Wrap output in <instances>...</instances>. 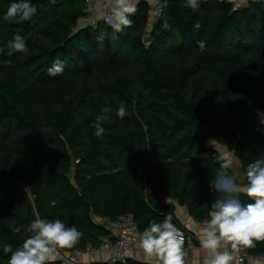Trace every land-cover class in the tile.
<instances>
[{
	"label": "trees",
	"instance_id": "1",
	"mask_svg": "<svg viewBox=\"0 0 264 264\" xmlns=\"http://www.w3.org/2000/svg\"><path fill=\"white\" fill-rule=\"evenodd\" d=\"M12 2L0 0V264L11 255L5 244L15 249L30 235L32 216L83 234L64 254L98 248L110 236L102 222L125 215L141 232L166 216L182 226L166 199L207 220L220 196L210 189L220 166L212 140L247 183L248 164L264 156V0H199L195 11L186 0H160L164 15L150 27L141 2L132 27L103 40L112 32L104 20L79 27L86 0H31L37 11L19 24L3 19ZM15 34L28 52L8 56ZM57 59L64 71L53 77ZM105 107L113 111L97 137L91 125ZM245 248L264 254V240Z\"/></svg>",
	"mask_w": 264,
	"mask_h": 264
},
{
	"label": "clouds",
	"instance_id": "2",
	"mask_svg": "<svg viewBox=\"0 0 264 264\" xmlns=\"http://www.w3.org/2000/svg\"><path fill=\"white\" fill-rule=\"evenodd\" d=\"M104 7L108 10L104 20L112 32L102 33L99 39L103 40L105 35L117 39V33L132 27L130 17L137 11L136 3L134 0H106ZM186 7L197 10L199 0H186ZM36 11L31 0H14L3 19L18 24L28 22ZM200 27L199 22L194 25L195 29ZM197 46L203 52L206 42L198 40ZM6 47L8 56L28 52L27 41L19 34H15ZM3 51L0 48V52ZM63 71V61L59 59L48 69L53 77ZM112 111L110 107H105L102 114L96 117L91 125L95 136H103L105 128L102 124L110 119L108 114ZM128 114L124 103L115 111L121 119ZM257 115L260 124L264 125V112L258 110ZM218 163L220 166L210 181V189L220 196L211 203L209 218L200 236V245L205 253L203 264H232L233 253L240 247H253L254 240H264V156L248 164L247 183L244 185L237 182L236 176L229 174L232 159L227 153L220 155ZM241 194L253 202L242 203ZM27 232L30 235L15 249L11 244L3 246V252L11 254L8 264H52L59 256V249L74 247L83 235L75 226H66L60 219L48 220L39 215L28 226ZM139 247L148 257L154 258L155 264H185L183 233L172 223L171 216H166L162 222H150L139 237Z\"/></svg>",
	"mask_w": 264,
	"mask_h": 264
},
{
	"label": "built area",
	"instance_id": "3",
	"mask_svg": "<svg viewBox=\"0 0 264 264\" xmlns=\"http://www.w3.org/2000/svg\"><path fill=\"white\" fill-rule=\"evenodd\" d=\"M262 1L263 0H236V4L237 6H247L251 3L258 4ZM86 2L88 8L94 6V4L99 2V0H86ZM104 5L105 4H102L100 8L102 20H104V17L106 15H108V10L104 7ZM151 15L154 20H159L160 18H162L164 15V6L160 3L159 6L151 11ZM85 18L87 19L88 25L94 26L96 24L88 9L87 16ZM205 221L206 220L196 222V224L202 229ZM102 223L105 226L106 230L109 232L110 236L108 238L102 239L98 248L90 247L85 252L74 251L70 254H64L60 250H58L59 259L66 264H79L77 260L82 256L102 251L110 256L106 264H125L129 259L128 253L134 248L136 244L139 243V237L142 232L139 230L138 225L130 215L121 216L117 220L112 222L105 220ZM174 225L183 233L185 247L187 244L188 232L183 226H179L178 224ZM233 254L236 256L237 261L240 264L264 261V254L253 256L247 251L245 247H240L239 250H237Z\"/></svg>",
	"mask_w": 264,
	"mask_h": 264
},
{
	"label": "crops",
	"instance_id": "4",
	"mask_svg": "<svg viewBox=\"0 0 264 264\" xmlns=\"http://www.w3.org/2000/svg\"><path fill=\"white\" fill-rule=\"evenodd\" d=\"M136 3V6L144 2L148 5L149 11H150V23L149 27L151 26L154 19L152 18L151 11L155 9L160 4V0H134ZM106 0H99L94 6L88 7V11L90 12V15L94 18L95 22L102 19L100 14V8L102 4H105ZM89 26L87 24V19H82L79 22V27L83 28ZM230 157L232 155L228 153ZM232 164H234L238 170L239 174L236 175V172L232 169L235 176H237V180L240 184L244 185L245 180L243 175L240 171V163L237 159L232 157ZM239 176V177H238ZM172 202L168 199H166V203ZM175 203V202H174ZM176 204V211H175V217L179 221V223L187 230L188 232V238H187V244L184 247V251L186 253L185 255V264H203V259L205 256L204 250L201 248L200 245V236L202 229L196 224V221L193 220L189 214L186 208L180 207L177 203ZM230 248V246H229ZM234 255V254H233ZM129 259L134 260L137 262H140L142 264H155L154 258L148 257L143 250L139 247V243L134 246V248L128 253ZM110 256L102 251L86 254L82 256L80 259H78L79 264H90V263H105L109 260ZM232 264H240L237 261L236 256L234 255V260L232 261ZM246 264H264V261H256V262H249Z\"/></svg>",
	"mask_w": 264,
	"mask_h": 264
},
{
	"label": "water",
	"instance_id": "5",
	"mask_svg": "<svg viewBox=\"0 0 264 264\" xmlns=\"http://www.w3.org/2000/svg\"><path fill=\"white\" fill-rule=\"evenodd\" d=\"M211 147H213V149L217 152V154L220 156L222 154H225L227 152V149L221 145H219L216 141L214 144L210 145ZM86 205L89 206V203L86 201ZM168 209H169V213L171 215H174L175 214V211H176V204L174 202H169L168 203ZM35 216H32V219H34Z\"/></svg>",
	"mask_w": 264,
	"mask_h": 264
},
{
	"label": "rangeland",
	"instance_id": "6",
	"mask_svg": "<svg viewBox=\"0 0 264 264\" xmlns=\"http://www.w3.org/2000/svg\"><path fill=\"white\" fill-rule=\"evenodd\" d=\"M208 145H212V142L209 141ZM231 159H233V158L231 157ZM231 168L236 172V175L239 174V170H238V168H237L234 164H232ZM236 177H237V176H236ZM238 177H239V176H238ZM23 189H24L25 191H27L25 188H23ZM27 193H28V191H27ZM57 260H60L59 257L57 258ZM77 261H78V260H77Z\"/></svg>",
	"mask_w": 264,
	"mask_h": 264
},
{
	"label": "bare ground",
	"instance_id": "7",
	"mask_svg": "<svg viewBox=\"0 0 264 264\" xmlns=\"http://www.w3.org/2000/svg\"><path fill=\"white\" fill-rule=\"evenodd\" d=\"M211 142H212V144H214V143H215V141H213V140H212Z\"/></svg>",
	"mask_w": 264,
	"mask_h": 264
}]
</instances>
